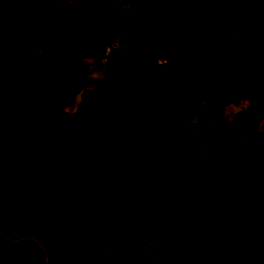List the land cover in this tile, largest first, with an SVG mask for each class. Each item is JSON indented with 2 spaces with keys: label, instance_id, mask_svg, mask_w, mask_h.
Listing matches in <instances>:
<instances>
[{
  "label": "trees",
  "instance_id": "1",
  "mask_svg": "<svg viewBox=\"0 0 264 264\" xmlns=\"http://www.w3.org/2000/svg\"><path fill=\"white\" fill-rule=\"evenodd\" d=\"M85 1L0 0V192L36 199L0 219V264H264V0ZM220 212L229 239L207 233Z\"/></svg>",
  "mask_w": 264,
  "mask_h": 264
},
{
  "label": "rangeland",
  "instance_id": "2",
  "mask_svg": "<svg viewBox=\"0 0 264 264\" xmlns=\"http://www.w3.org/2000/svg\"><path fill=\"white\" fill-rule=\"evenodd\" d=\"M87 0L85 1V11L87 13H89V9L86 7V5H88V3L86 4ZM142 2L146 3L148 2L149 4H154L156 2V0H142ZM89 6V5H88ZM159 23H158V31L159 32H162V33H168V36H169V40H170V43H173V42H177V41H180L182 40L183 36H182V32L184 30H186L187 28V25L185 24V22H183L182 20L179 21V23L175 26V28L173 29V31H170L168 32L167 31V28L165 27V24L158 20ZM168 58L169 60L167 61V66L170 68V67H175L176 66V63H177V60L174 58V55L171 51V49L168 50ZM143 68V69H142ZM143 73L140 74L141 75V78L144 80L146 79L148 76V72H149V69L147 68V65H145V62H142V67H141ZM205 78H209L210 80H213V78H215V74L213 73H208L207 76H204ZM101 88V86H98L95 88V92H97L99 89ZM252 86H251V83L250 82H246V81H243V82H240L238 83L235 88H234V91L232 94H230L229 96L223 98V99H216V103L218 105H224L228 102H238V101H244V100H248L252 97ZM96 95V93H95ZM98 100H101V103L102 104H105V100L107 99V95L104 94V93H100L98 92ZM96 98V96H95ZM105 98V99H104ZM104 100V101H103ZM107 102V101H106ZM258 102V112H260L261 114L264 113V98L260 99V100H257ZM121 121H123L124 125L126 127H129V128H132L133 130L135 131H139L144 137H149L150 134H151V131H152V126L150 125V123H146L145 125L139 123L138 121L136 120H132V119H124L122 118ZM256 131H252L248 134L247 136V141L248 143H251L253 141V137L255 135ZM49 157H50V154H48ZM44 157H46V159H48L47 156L43 155ZM44 157L40 160L42 161L44 159ZM29 159V162L31 163V160L35 159V158H28ZM28 162V164L30 165V163ZM118 162H119V168L116 172V175H109V174H104L101 176L100 178V182L101 184L106 188V190L110 191V189H113L114 187V183H115V180L117 178V175L119 177H121L123 175V169L119 175V171H120V168H121V163H120V159L118 158ZM34 164H37V163H34ZM59 164H61V168L63 167H69V164L68 161H61ZM123 167V166H122ZM71 170V169H70ZM72 179H73V172L69 171L66 173V181H65V184H64V190L65 192H69L70 191V188H71V185H72ZM11 187L8 186V187H5L1 192H0V218H3L5 216L11 213H22L26 216L29 215L30 213V207L36 203V199L34 196H26V195H29V194H24L22 196L25 197L22 199V201L17 204V205H9L5 198H6V195L7 193H9ZM88 194L84 193L82 195H80V193H74V194H71L70 195V198H69V204L71 206H76L80 201L82 200H86V201H92V197L93 195L92 194ZM32 198V199H31ZM227 215L226 213H223V212H220V213H217V214H214L213 215V218L209 224V226L207 227V233L212 235V236H215V237H221V238H225V239H229L233 236V233L232 231L228 230L227 226H226V222L225 220L227 219L226 218ZM226 218V219H225ZM232 229V228H231ZM233 230V229H232ZM234 231V230H233ZM165 253L166 252H169L171 253L170 254H167V255H164L163 256V261L167 264H173L175 262H178L176 261L175 258H173L174 256V252L168 248L164 249ZM173 255V256H172ZM36 256V253L30 249V251L26 254L23 262L21 264H30L32 259ZM137 260L140 264H148L149 263V259L147 258V256L140 252L139 255L137 256ZM179 260V259H177ZM181 261V260H179ZM59 264V263H58ZM175 264H179V263H175Z\"/></svg>",
  "mask_w": 264,
  "mask_h": 264
},
{
  "label": "crops",
  "instance_id": "3",
  "mask_svg": "<svg viewBox=\"0 0 264 264\" xmlns=\"http://www.w3.org/2000/svg\"><path fill=\"white\" fill-rule=\"evenodd\" d=\"M122 122H123V121H122ZM48 154H49V153L38 154V155L35 156V159L38 160V161H37L38 163L43 162V161H46L47 159H46V157H44L43 155H45V156H47V157L49 158V155H48ZM50 156H51V154H50ZM43 157H44V159H43L42 161H40ZM63 189H64V186H63ZM10 191H11V189H10ZM10 191H9V192H10ZM64 191H65V190H64ZM7 194H8V193H7ZM26 196H32V195H26ZM26 196H25V197H26ZM25 197H23V198H25ZM23 198H21V201H22ZM31 199H32V198H31ZM21 201H20V202H21ZM34 205H35V204H33L32 206H34ZM14 206H15V205H14ZM32 206H31V207H32ZM31 207H30V208H31ZM18 213H19V212L15 213V214H18ZM21 214H22V213H21ZM8 215H9V213H8ZM8 215H7V216H8ZM23 215H24V214H23ZM5 217H6V216H5ZM3 218H4V217H3ZM0 219H2V218H0ZM28 252H29V251H28ZM33 259H34V258H33ZM33 259H32V260H33ZM137 261H138V260H137Z\"/></svg>",
  "mask_w": 264,
  "mask_h": 264
}]
</instances>
